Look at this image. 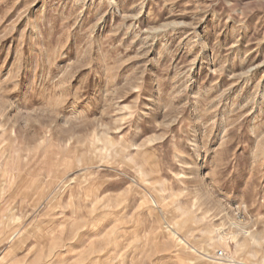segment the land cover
Masks as SVG:
<instances>
[{"label": "rangeland", "instance_id": "374dc122", "mask_svg": "<svg viewBox=\"0 0 264 264\" xmlns=\"http://www.w3.org/2000/svg\"><path fill=\"white\" fill-rule=\"evenodd\" d=\"M0 264H264V0H0Z\"/></svg>", "mask_w": 264, "mask_h": 264}]
</instances>
